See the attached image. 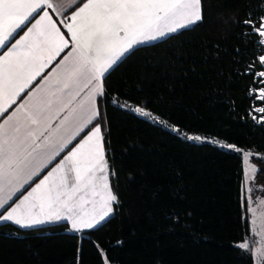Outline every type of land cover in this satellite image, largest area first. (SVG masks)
<instances>
[{"label": "trees", "instance_id": "obj_1", "mask_svg": "<svg viewBox=\"0 0 264 264\" xmlns=\"http://www.w3.org/2000/svg\"><path fill=\"white\" fill-rule=\"evenodd\" d=\"M260 3L203 0L202 24L140 46L114 67L103 101L110 182L119 197L113 215L82 233L67 231L66 222L32 229L0 223V264H102L99 250L109 264H253L235 246L251 233L239 153L184 140L122 106L253 150L254 181L264 185V126L248 115L264 50L253 47L255 34L242 23L261 14Z\"/></svg>", "mask_w": 264, "mask_h": 264}, {"label": "snow or ice", "instance_id": "obj_2", "mask_svg": "<svg viewBox=\"0 0 264 264\" xmlns=\"http://www.w3.org/2000/svg\"><path fill=\"white\" fill-rule=\"evenodd\" d=\"M258 7L261 14L249 13L242 23L255 34L253 47L264 50V0ZM204 18L203 0H0V222L32 229L65 221L74 233L105 223L119 204L105 146L107 76L140 46L199 26ZM257 64L264 69V54ZM253 74L262 78L261 87L248 94L264 101V70ZM122 107L184 140L208 141L145 107ZM252 111L261 114L253 121L264 126V106ZM210 142L241 155L250 193L247 185L259 171L251 159L259 154ZM26 185L31 191L15 202ZM248 201L254 212L250 196ZM235 246L264 264V243L253 249L245 238ZM99 255L109 264L103 250Z\"/></svg>", "mask_w": 264, "mask_h": 264}, {"label": "rangeland", "instance_id": "obj_3", "mask_svg": "<svg viewBox=\"0 0 264 264\" xmlns=\"http://www.w3.org/2000/svg\"><path fill=\"white\" fill-rule=\"evenodd\" d=\"M262 70H264V69H262ZM255 77H258V76H255ZM258 79H259V81L257 82L258 87L257 88H251V89L258 90L259 87H261L260 81L262 78L258 77ZM252 100L255 102L256 105L251 106V109H250L248 115L250 116L251 119H252V116H256L257 119H259L261 114L253 112L252 109L256 108V107L264 106V101H260V100L255 99V98H252ZM208 141H211V139L208 138ZM240 158H241V155H240ZM250 185H251V187H250ZM247 187L251 188V189L254 187L258 193L251 195L249 192H247L245 190L244 169H243L242 159H241V182H240V187H239L240 200H241V202H243L245 204L246 211L248 213V218L250 221V231H251L250 238H249V244H250V248L254 249L256 247H259L261 243H264V203H261V201H264V193L260 194L261 192H264V185L257 184L256 181H251V182H249ZM249 196L251 197V201H252L251 207L253 209H255V211L251 212V213L248 211V208H249L248 197ZM253 220H255L254 224L252 223ZM69 227H70V225L68 224V228ZM254 230L256 233H259V235H254L253 234ZM253 264H254V261H253Z\"/></svg>", "mask_w": 264, "mask_h": 264}, {"label": "crops", "instance_id": "obj_4", "mask_svg": "<svg viewBox=\"0 0 264 264\" xmlns=\"http://www.w3.org/2000/svg\"><path fill=\"white\" fill-rule=\"evenodd\" d=\"M38 18V17H37ZM56 17L54 16V19H55ZM34 22V21H33ZM30 26V25H29ZM26 30V29H25ZM61 30L62 31H64L65 32V36H66V38H70L69 36H68V34H67V32H66V30L65 29H63V28H61ZM20 35H23V32H21L20 33ZM17 39L19 38V36H17L16 37ZM14 42V41H13ZM63 55V54H62ZM59 59V58H58ZM53 63H55V62H53ZM49 67H51V66H49ZM49 69H45V72H47ZM78 142V141H77ZM58 162V161H57ZM54 166V165H53ZM50 170V169H49ZM47 173L45 172L44 173V175H46ZM41 179L43 178L42 176L40 177ZM39 182V180L37 179L36 181H35V183H38ZM35 186V184L33 183L32 185H31V187H34ZM31 187H29V186H25V189H21V192L20 193H18L17 194V196L16 197H14L13 198V200L15 201V202H18L19 201V199H22V196L23 195H26L27 194V192L28 191H31ZM11 203V202H10ZM88 207H91L90 205H88ZM3 210H0V212H2ZM61 222H65V221H61ZM0 223H10V222H0ZM59 223V222H58ZM67 223V222H66ZM11 224V223H10ZM12 225H14V224H12ZM45 225H49V224H45ZM14 226H17V225H14ZM39 226H43V225H37V226H35V227H39ZM17 227H19V226H17Z\"/></svg>", "mask_w": 264, "mask_h": 264}, {"label": "bare ground", "instance_id": "obj_5", "mask_svg": "<svg viewBox=\"0 0 264 264\" xmlns=\"http://www.w3.org/2000/svg\"><path fill=\"white\" fill-rule=\"evenodd\" d=\"M257 92H258V90H257Z\"/></svg>", "mask_w": 264, "mask_h": 264}]
</instances>
